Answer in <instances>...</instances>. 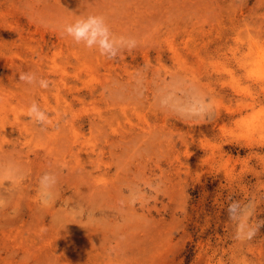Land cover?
Masks as SVG:
<instances>
[{"label": "rangeland", "instance_id": "1", "mask_svg": "<svg viewBox=\"0 0 264 264\" xmlns=\"http://www.w3.org/2000/svg\"><path fill=\"white\" fill-rule=\"evenodd\" d=\"M0 202V264H264V0H0Z\"/></svg>", "mask_w": 264, "mask_h": 264}, {"label": "clouds", "instance_id": "2", "mask_svg": "<svg viewBox=\"0 0 264 264\" xmlns=\"http://www.w3.org/2000/svg\"><path fill=\"white\" fill-rule=\"evenodd\" d=\"M66 32L77 43L84 42L89 48L98 45L104 52L109 50V28L101 16H88L79 19L74 24L67 26ZM19 79L32 83L35 80V75L33 73H21ZM40 84L42 87L48 86V82L44 80H41ZM29 113H36L38 118H43V113L39 111L35 103L29 108ZM0 206H2V202H0Z\"/></svg>", "mask_w": 264, "mask_h": 264}]
</instances>
